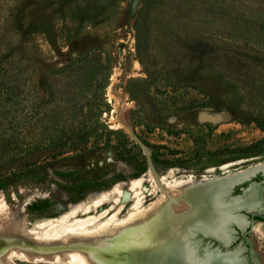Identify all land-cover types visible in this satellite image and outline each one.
Listing matches in <instances>:
<instances>
[{
	"label": "rangeland",
	"instance_id": "rangeland-1",
	"mask_svg": "<svg viewBox=\"0 0 264 264\" xmlns=\"http://www.w3.org/2000/svg\"><path fill=\"white\" fill-rule=\"evenodd\" d=\"M147 1L0 0V175L12 177L0 183V197L27 229L36 220L58 219L88 195L138 178L141 213L173 223L191 213V204L180 202L175 211L167 189L174 193L188 181L264 161V154L233 150L264 137V64L247 56L264 51L263 1L236 10L226 0L229 14L215 20L216 10L155 0L153 13L164 24H144L138 53L136 18ZM233 14L246 17V24L236 25ZM200 27L213 37L228 34L230 46L212 52L196 40ZM103 74L102 87L94 86ZM235 186L232 194L239 193ZM120 190L114 208L99 204L68 221L107 210L96 225L119 207L114 220H124L131 194L126 186ZM259 201L263 213L264 194ZM246 227L231 225L238 264L247 252L254 264H264V235L250 231L244 246Z\"/></svg>",
	"mask_w": 264,
	"mask_h": 264
},
{
	"label": "bare ground",
	"instance_id": "bare-ground-1",
	"mask_svg": "<svg viewBox=\"0 0 264 264\" xmlns=\"http://www.w3.org/2000/svg\"><path fill=\"white\" fill-rule=\"evenodd\" d=\"M255 170L264 173V162L232 175L231 181L227 179L229 176L221 177L207 182L203 190L200 187L192 189L194 183L188 181L174 193L165 188L158 177L160 186L172 197L169 207L179 211L182 207L177 209L176 206L180 202L191 204V213L187 215L191 219L188 221L186 216H181L171 220L173 223H163L165 218L157 219V214L149 210L146 215L141 213L145 211L139 208V192L134 190L140 184V178L88 195L84 200L68 205L58 219L34 221L32 229H27L23 217L12 211L0 197V264H20L16 261L31 264H234L239 248L225 255L209 251L202 257H194L186 234L188 228L193 227L223 243L229 242L230 236L225 229L227 220L238 227L245 224L241 215H230V210L253 208L259 199V187L251 185L235 199L225 198L227 187ZM122 186H126L131 194V205L124 220H114L119 207L107 221L96 225L95 221L107 210L68 221L79 214L86 215L99 204L110 203L114 208ZM255 229L264 235L263 224L254 223L251 231ZM183 230L186 231L180 235Z\"/></svg>",
	"mask_w": 264,
	"mask_h": 264
},
{
	"label": "trees",
	"instance_id": "trees-1",
	"mask_svg": "<svg viewBox=\"0 0 264 264\" xmlns=\"http://www.w3.org/2000/svg\"><path fill=\"white\" fill-rule=\"evenodd\" d=\"M62 2H69L71 0H61ZM111 1H115V0H111ZM155 0H148L146 2V4L139 10L137 18H136V24H135V39H136V51L139 53L140 51V45H139V39H140V31L141 28L144 26V24L146 22H153V21H157V27H161L163 26L162 24H164L163 20L161 18H155V15L153 13V2ZM171 1H175L176 5L180 2H183L184 4H186V6L189 9L194 10V8L196 7V9L200 10L202 9L203 11H207L208 13H211V11H217L219 13L220 16H216V19H223L224 17H226L229 14V10L231 8V6L233 5H237L239 6V8H236V10L238 9H242V4L248 2L249 0H231V6L227 5L226 0H171ZM264 3V0H261ZM230 4V3H228ZM230 6V7H228ZM174 10L176 9V6L173 8ZM226 15V16H225ZM224 16V17H223ZM234 19L236 25L240 24V25H245L247 22V18L246 17H242L240 14H233L231 16L230 19ZM225 19V18H224ZM210 22H214V20L211 18L209 20ZM176 25V23H172V25H170L171 28H174ZM169 27V28H170ZM177 27V25H176ZM207 28V27H206ZM206 28H201L202 31H199L197 34L199 36L197 40V42L199 43H203V44H208L209 49L212 52H216L217 50L220 49H225L224 45L226 46H230L229 44V40L230 37H228L227 35H223V36H217L214 35L215 37L211 36V34L209 33L210 31L206 30ZM203 29H205V31H203ZM168 30V29H167ZM198 31V28L196 29ZM166 31V30H165ZM196 36V35H194ZM209 40L211 43H209ZM247 56L249 58L255 59L256 61H258V63H262L264 64V51H256L252 52V53H247ZM99 65V64H98ZM107 64L106 62L103 63L102 65H100V68H102L103 70H106ZM97 69L96 67H94V70ZM104 74L103 77L101 78V80H99L94 86H97L98 88H101L104 79ZM92 86H89L88 89L92 88ZM4 93L8 96H12V91H10L9 93L7 92L6 89H4ZM7 101V97L5 98L4 102ZM54 112L57 113L56 110H54ZM59 121V120H56ZM256 123L257 119L252 120ZM57 122H52V124H56ZM45 127V128H44ZM44 129H46V126H43ZM53 129V128H52ZM10 139H13L12 136L9 137ZM11 143V141H9ZM47 142V141H46ZM51 142L50 140H48V143ZM41 145V144H40ZM148 147H150L151 149L154 148V146L152 145H148ZM15 148V151L18 153L20 151V149H18V147H16L14 144H12V148ZM234 151H237L238 153H240V155L242 156H246V155H250V156H254V155H263L264 154V137L254 140L252 142H249L245 145L236 147L233 149ZM151 156L153 159H156L155 156L153 155V153H151ZM0 161H1V155H0ZM127 162V161H126ZM129 163V162H128ZM165 164V166L170 167L173 166V163L170 162L169 160H164L163 162ZM0 172L3 171V164H1L0 162ZM10 179H12V177H8V176H4V175H0V183H11L9 181H11ZM21 184V183H18ZM2 186V184H0V187Z\"/></svg>",
	"mask_w": 264,
	"mask_h": 264
},
{
	"label": "water",
	"instance_id": "water-1",
	"mask_svg": "<svg viewBox=\"0 0 264 264\" xmlns=\"http://www.w3.org/2000/svg\"><path fill=\"white\" fill-rule=\"evenodd\" d=\"M263 162L264 161H262L260 163H263ZM245 170H242V171L245 172ZM257 173H259L260 176H262L264 178V173L261 170H255L254 172L249 173L245 178H242V179H240V180H238L236 182H233V183H231V184L228 185L227 191H226V194H225V198L235 199V198L241 197L243 195V193L245 192V190H247L248 187L251 186V185H254V186L259 187V184L258 183H256L255 181H251L250 180ZM234 174H236V173L227 174V175H223V176L208 177V178H204V179L203 178L196 179V180H193V183L194 184H192L191 187H192V189H195V187H200V189L203 190L205 188L204 185L207 182L210 181V183H212L213 181H215V180H217V179H219L221 177H226V176H229L227 179L230 178V181H231V179H232L231 176L232 175L234 176ZM154 180H155V183L157 184V186L159 188H161V190H162V187L158 183V177L155 176V175H154ZM244 182H247V184L245 186L239 188V193H237V194H232L231 193L232 192V189H233V187L235 185L241 184V183H244ZM163 193L165 194L166 192L163 191ZM260 210H262V207L260 205L259 199L256 202L255 206L253 208H251L250 210H248V211H246V210H244L242 208H236V209H231L230 210V215H235V214L236 215H241L243 217L245 223L247 222V227L243 230L242 237L246 233H249L251 231L252 226H253L254 223H260V224H263L264 225V215L261 214V213H259ZM241 211H244V213H242ZM247 212H248V215H246ZM186 217H187L186 219L188 221L191 219L187 215H186ZM255 217H258V218L262 219L263 221H260L258 219H255ZM231 225H234L238 229L240 228L233 221H231L229 219L227 220V222L225 223V229L227 230V232H228V234L230 236V240L227 243H223L221 240L217 239L216 237H214V236H212L210 234H204V233L200 232L196 228L189 227L188 230L186 229L188 231V233L186 234V241L190 245L191 254L194 257H202L205 252H209V251L216 252L219 255L220 254L225 255V254H228V253L232 252L235 249V247L230 246V242H231V232H232ZM185 231L184 230L183 231H180L179 234L181 235ZM196 235H199L201 239L204 238L205 239V243H202L200 239L196 238L195 237ZM214 242H215V244H214ZM241 242H242V244H244L246 246L248 245L247 242L243 238L241 239ZM249 257H250V254H249V252H247V257L245 258V261L254 264L253 262H251L249 260ZM238 263H239V260H237L234 264H238Z\"/></svg>",
	"mask_w": 264,
	"mask_h": 264
},
{
	"label": "flooded vegetation",
	"instance_id": "flooded-vegetation-1",
	"mask_svg": "<svg viewBox=\"0 0 264 264\" xmlns=\"http://www.w3.org/2000/svg\"><path fill=\"white\" fill-rule=\"evenodd\" d=\"M251 181H255L256 183H258L259 184V195H262V194H264V178L262 177V176H260V174L259 173H257V175H255L254 177H252L251 179H250ZM247 184V182H244V183H241L240 185H237V186H235V189H234V193L235 192H237V191H239V188L240 187H243V186H245ZM261 214H263L264 215V212L263 213H261ZM248 219V218H247ZM255 219H258V220H260V221H263L262 219H260V218H258V217H255ZM258 224H260V223H258ZM254 229V228H253ZM253 231V230H252ZM251 231V232H252ZM247 234V233H246ZM246 234L242 237V233L240 234V239H244L245 238V236H246ZM214 244H215V242H214ZM244 246H246V245H244ZM238 260H239V257H238ZM250 260V259H249ZM252 262V261H251ZM240 264H252V263H250V262H241Z\"/></svg>",
	"mask_w": 264,
	"mask_h": 264
}]
</instances>
